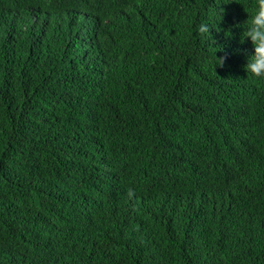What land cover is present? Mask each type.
I'll return each instance as SVG.
<instances>
[{
  "label": "trees",
  "instance_id": "1",
  "mask_svg": "<svg viewBox=\"0 0 264 264\" xmlns=\"http://www.w3.org/2000/svg\"><path fill=\"white\" fill-rule=\"evenodd\" d=\"M253 3L0 0V264H264Z\"/></svg>",
  "mask_w": 264,
  "mask_h": 264
},
{
  "label": "clouds",
  "instance_id": "2",
  "mask_svg": "<svg viewBox=\"0 0 264 264\" xmlns=\"http://www.w3.org/2000/svg\"><path fill=\"white\" fill-rule=\"evenodd\" d=\"M196 30L206 36L210 31V26L202 22L196 26ZM244 35L250 38L254 46V51L248 57L245 66L246 72L254 78H264V0H254L251 6V16L246 21Z\"/></svg>",
  "mask_w": 264,
  "mask_h": 264
}]
</instances>
